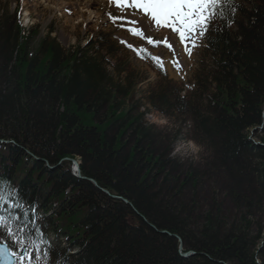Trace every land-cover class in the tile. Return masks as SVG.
I'll return each mask as SVG.
<instances>
[{"label": "trees", "instance_id": "obj_1", "mask_svg": "<svg viewBox=\"0 0 264 264\" xmlns=\"http://www.w3.org/2000/svg\"><path fill=\"white\" fill-rule=\"evenodd\" d=\"M234 4L204 37L192 89L144 97L172 131L144 121L134 82L106 70L95 40L64 50L47 34L30 48L35 28L0 14V179L50 212L34 227L66 238L38 264H264V0ZM182 131L210 151L205 169L170 156ZM205 181L234 212L212 199L192 230Z\"/></svg>", "mask_w": 264, "mask_h": 264}, {"label": "rangeland", "instance_id": "obj_2", "mask_svg": "<svg viewBox=\"0 0 264 264\" xmlns=\"http://www.w3.org/2000/svg\"><path fill=\"white\" fill-rule=\"evenodd\" d=\"M69 1L71 2L66 3L61 9L62 12H59L44 0H0V14L2 12H7L9 15L17 13L15 16H18L22 28L29 32L31 28H35L36 33L29 43L30 48H35L41 38L47 34L56 39L64 50H70L78 44L83 46L90 39L95 40L94 47L98 50L97 53L104 57L106 70H119V72L112 74L115 78L124 81L129 76L128 79L134 82V92L130 97L141 104L138 110H144V121L158 130L172 131L177 129L179 125L177 126L175 119L153 109L147 110L150 106L144 100V97H146L149 90L156 89L159 84L164 86V83L175 86L181 95L190 91L193 87L195 72L199 71L200 67L206 66L209 61L208 55L204 56L203 52L205 49L204 39L200 40V46L193 50L191 57L187 53L177 57L181 61V68L177 70L169 63L172 57L163 43L155 47L147 45L146 41L130 35L126 28L119 26L124 21L112 22L107 13L111 12L113 16L119 13L109 5L108 0H95L96 20H89L84 23L79 20L80 18H76V14H74L76 9H71L76 0ZM69 1L61 0V2ZM167 31L161 30L165 34ZM153 33L154 39L163 38L160 32L153 30ZM122 40L132 43L137 48L141 46L147 48L148 53L151 55H160L164 61V69L161 70L155 65L151 55L145 54V58L141 59L125 43H121ZM209 154L210 151L206 147L199 146L190 139L185 138V131H182L181 135L176 137L170 151L172 157L185 160L186 158L191 159L195 165L194 167L198 170L206 168V161L210 160ZM74 161L78 163L79 170V161L73 159L70 171L76 175ZM198 191L199 200L194 216L189 223L192 230L197 229L202 223L201 214L209 209L212 199L220 203L226 218H230L234 208L227 193L214 188L213 184L210 185V181L201 183ZM255 215V218L259 217L258 213ZM174 239L178 243V250L181 251L182 239L175 235Z\"/></svg>", "mask_w": 264, "mask_h": 264}, {"label": "snow or ice", "instance_id": "obj_3", "mask_svg": "<svg viewBox=\"0 0 264 264\" xmlns=\"http://www.w3.org/2000/svg\"><path fill=\"white\" fill-rule=\"evenodd\" d=\"M108 3L119 13L116 16L107 13L113 23L124 21L119 26L147 45L155 47L163 43L172 57L169 63L177 70L181 68L177 57L184 53L191 57L217 16L225 18L237 7L234 0H108ZM153 30L163 38L154 39ZM161 30L168 31L165 34ZM121 43L141 59L145 54L151 55L143 46L137 48L124 40ZM151 59L158 68L164 69L160 55H151ZM29 212L31 216L25 221L23 218ZM35 224L34 209L31 206L25 209L18 192L12 190L9 182L0 179V264H38L42 258H50L51 245Z\"/></svg>", "mask_w": 264, "mask_h": 264}, {"label": "bare ground", "instance_id": "obj_4", "mask_svg": "<svg viewBox=\"0 0 264 264\" xmlns=\"http://www.w3.org/2000/svg\"><path fill=\"white\" fill-rule=\"evenodd\" d=\"M48 4H50L55 10H58L59 12H62L61 9L64 7L66 3L69 2H61V0H44ZM95 0H76V2L72 5L71 9H76L74 14H76V18H80L79 20L84 22H88L89 20H96V14H95ZM61 5V6H60ZM79 22V21H78ZM154 34V33H152ZM159 35V34H158Z\"/></svg>", "mask_w": 264, "mask_h": 264}, {"label": "water", "instance_id": "obj_5", "mask_svg": "<svg viewBox=\"0 0 264 264\" xmlns=\"http://www.w3.org/2000/svg\"><path fill=\"white\" fill-rule=\"evenodd\" d=\"M74 165H75V168H76V176L77 177H81L80 172L78 170V163L74 161ZM190 255H192V252H186V253L182 254V256H184V257H188Z\"/></svg>", "mask_w": 264, "mask_h": 264}]
</instances>
